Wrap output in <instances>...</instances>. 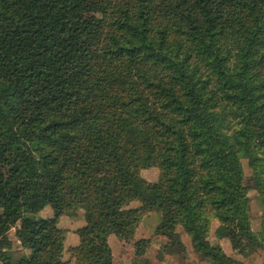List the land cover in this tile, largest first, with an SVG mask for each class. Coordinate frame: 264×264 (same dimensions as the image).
I'll return each instance as SVG.
<instances>
[{"label": "trees", "instance_id": "1", "mask_svg": "<svg viewBox=\"0 0 264 264\" xmlns=\"http://www.w3.org/2000/svg\"><path fill=\"white\" fill-rule=\"evenodd\" d=\"M4 151L0 244L14 228L30 250L17 264H70L53 260L56 224L81 204L77 264H112L107 236L125 240L150 211L202 259L244 264L207 235L216 219L238 254L264 249V0H0ZM241 155L262 199L257 232ZM48 201L54 214L35 217Z\"/></svg>", "mask_w": 264, "mask_h": 264}, {"label": "rangeland", "instance_id": "2", "mask_svg": "<svg viewBox=\"0 0 264 264\" xmlns=\"http://www.w3.org/2000/svg\"><path fill=\"white\" fill-rule=\"evenodd\" d=\"M98 1L102 2V0H98ZM84 17L92 18L95 20L98 19L96 15H88ZM80 44L81 46H90L92 44V41L91 39L84 38L80 42ZM10 162H11L10 154L6 151L1 152L0 167H1L4 188L10 187L13 179L12 174L9 170ZM240 162L244 172V184L248 189L247 205H248V214L250 219V227L254 232H257L260 227L262 199L261 196L254 189L251 188L252 185L251 169L248 166L247 160L243 155L240 156ZM101 170L102 168H100V172ZM140 175L147 182L153 183L158 179L159 169L157 167L142 168L140 170ZM53 204H54L53 201H48L34 216L44 217L45 215H50V216L53 215L55 212V207ZM138 205H139L138 201H132L129 204L130 207H136ZM85 210L86 207L81 204L64 211L63 214H68V215L70 214L71 216L74 217V219L81 221L84 225ZM162 214L163 213L160 211H150L143 214L134 232L129 236H127V238L124 241H122L124 244L120 249L121 250L120 255L121 254L125 255L132 264L134 261L135 262H137L138 260L142 261V259L140 258L146 255L152 258L151 260L152 264H157L160 261H166L163 258L165 255H169V254H175L174 258L178 260L180 264H194V263L198 264L203 262L204 264H212L211 262L199 257L197 254L194 257V259H192L193 257L192 258L190 257L189 254L191 252L195 254V252L193 250L189 235L184 231L183 227L180 224H176L172 230L166 232H157L156 227L158 226V224L162 219ZM213 221H217V220L211 219L210 225ZM57 224L56 226H58ZM138 227H139V231H137ZM80 228L81 227L77 228L76 232H79ZM61 230L62 232H65L63 228ZM161 235H165L164 236L165 240L163 239V241H161L159 239V236ZM7 236L11 241L10 246L4 247L0 244V251H2L1 254L4 256V260L7 261L8 264H17L18 262L23 263L25 260H28L27 257L30 253V250L20 245L19 241L15 236V229L11 228L8 231ZM107 238H106V242L108 243ZM223 238L226 239V241L228 242L227 251L229 252V256L242 261L244 264H264V249L257 250L256 252L251 253L248 256H242L238 254L237 251L232 249L229 239L224 236V234L218 229V227L216 228L215 231H211V233L209 228L207 239L208 241L210 240L209 241L210 243L218 244L217 242L222 240ZM140 239L147 240L145 245H143L144 247L141 248L142 250H138L136 247V242L139 241ZM178 244H181L182 249L181 248L178 249ZM26 251L28 252L27 254L25 253ZM55 252H57V257L55 258L52 257L54 258L53 260L60 261L59 253H58L59 251L56 250ZM2 261L3 260L0 259L1 264H3ZM151 262L149 260L147 261V263L146 261H142L141 264H150Z\"/></svg>", "mask_w": 264, "mask_h": 264}, {"label": "crops", "instance_id": "3", "mask_svg": "<svg viewBox=\"0 0 264 264\" xmlns=\"http://www.w3.org/2000/svg\"><path fill=\"white\" fill-rule=\"evenodd\" d=\"M44 217H50V215H45ZM57 225L59 226V227L57 226L58 228L61 227L60 229L63 228L65 230L63 245H62V248H61L60 253H59V260L67 261L70 264H77L76 259L78 258V254L76 252V247L80 243V237H79V232H76V229L79 227H82L83 223L79 220L74 219V217L71 216L70 214L69 215L63 214L58 218V224ZM217 227H218V222L213 221L210 225V233H211V231H215ZM137 231H139V227H138ZM139 234H140V232H139ZM164 236L165 235L159 236V239L161 241H163V239L165 240ZM107 241H108L107 244L109 245V247L111 249L112 264H132L130 262V260L125 255H122V254L120 255V253H121L120 249L124 244L122 241H124V240H120L114 234H110V235H108ZM217 243L221 246L223 251L227 255H229V252L227 251L228 242L226 241V239L223 238L222 240L218 241ZM25 253L27 254L28 252L26 251ZM174 255L175 254L165 255L163 259L166 261H160L157 264H180V262L174 258L175 257ZM189 255L191 258L193 257L192 259H194V257L196 256V253L194 254L191 252ZM140 259H142V261H148L149 260L150 262L152 260V258H150V256H147V255L144 257H141ZM0 264H1V262H0ZM150 264H152V262ZM198 264H204V262L198 263Z\"/></svg>", "mask_w": 264, "mask_h": 264}]
</instances>
